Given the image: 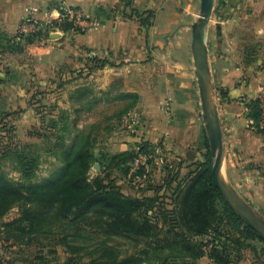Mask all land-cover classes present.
<instances>
[{
  "label": "rangeland",
  "instance_id": "rangeland-1",
  "mask_svg": "<svg viewBox=\"0 0 264 264\" xmlns=\"http://www.w3.org/2000/svg\"><path fill=\"white\" fill-rule=\"evenodd\" d=\"M55 4L57 7L62 6L60 0L53 1L49 9ZM223 7L226 8V2L217 0L209 24L208 47L212 61L235 51L230 49L231 28L227 37L221 39ZM200 10L201 4L196 8L197 19ZM68 13L74 19L76 28L68 32L70 34H82L78 30L85 33L91 27L105 23L95 16H88L82 9L69 10ZM62 17L60 14L58 19L49 18L44 22L46 26L37 25L38 20L34 17L27 18L20 31L8 38L11 44L22 43L23 52L12 51L7 46L9 35H5L0 41V81L5 78L9 81L6 86L0 83V169L13 180L25 183L14 159L16 150H24L38 158L39 166L33 181L42 182L64 168L63 152L75 138L77 129L85 133L92 132L97 139L94 144L96 159L88 172V179L92 181L101 177L109 186L113 182L112 186L116 191L127 197L157 198V202L148 211L149 218L155 220L154 217L159 216L163 210L174 209V190L207 161L206 156L211 151L208 148L210 142L203 119L199 88L196 87L198 91L191 90L185 77L180 76L174 82L181 85L174 108L167 102L173 97L165 94V91L155 93L153 89L151 97L153 96L155 103L148 104V97H141L132 90L135 84H145L143 77L151 72L154 79L158 76L163 83V76L167 77L163 73L176 71L182 74L184 71L191 72V68L187 62L186 67L164 63L152 66L135 64L143 57L130 52L121 53L123 59H119L115 58L112 51L105 50L96 52L82 49L61 56L54 48L53 51L49 47L48 52L39 51L37 47L51 46V40L59 37H53L59 31L54 21ZM224 18L226 22L228 16L224 15ZM40 31L42 34L35 39L34 44H27L20 37V34H36ZM141 31L143 41L150 42L149 30L141 27ZM180 35L181 46L186 43L188 47L189 42L192 43V35L186 39L184 34ZM221 41L223 44L225 42L223 49H219ZM102 52L106 53V57L115 66L103 69L95 67L92 59L94 56L102 58ZM179 53L183 58V48L181 52L175 48L171 54L180 57ZM241 53V64L246 68L253 67L257 61L255 49L246 46ZM19 56H27V61H21ZM57 56L58 60L55 59ZM263 60L262 58V62ZM109 67L116 68L113 71L123 74V77L105 82L103 73ZM159 79L156 80V91L162 87ZM218 89L216 87V102L219 105L222 96ZM14 90H21L22 94L29 90L25 108L10 107L14 102L11 96ZM17 98H24V94ZM260 98H264V95ZM126 151L135 155L134 160L116 166L112 158ZM212 161L214 163L213 156ZM223 172L231 184L234 180H243L242 173L231 169L227 163L224 164ZM242 195L254 203L259 210L255 209L256 211L264 213L262 195ZM20 211L15 207L0 221L1 264H70L71 261L90 263L95 258L108 261L107 256L101 258L97 249L103 240L106 246H114L116 252L124 257L146 246V240L143 242L139 238L135 240L115 235L108 238L100 228L86 225L87 218L73 225H68L70 219H59L55 223L47 221L37 233L17 239L12 235L16 232L11 233L4 224L15 220ZM88 214L94 216L93 212ZM63 238H67L75 248H67L62 242ZM252 244L256 248L260 247L258 242ZM248 254L251 256L250 264H254L253 253L247 250L246 255ZM178 262L176 264H183ZM186 264L213 263L201 258Z\"/></svg>",
  "mask_w": 264,
  "mask_h": 264
},
{
  "label": "trees",
  "instance_id": "trees-1",
  "mask_svg": "<svg viewBox=\"0 0 264 264\" xmlns=\"http://www.w3.org/2000/svg\"><path fill=\"white\" fill-rule=\"evenodd\" d=\"M59 9L63 17L54 21L57 29L65 33L76 30L68 11L80 8L61 6ZM117 13L125 20L139 21L146 31L155 19L154 11L137 9L133 0H120L116 8L99 7L94 15L106 22ZM37 25L45 24L38 21ZM41 34L40 31L20 34V37L26 40L25 43L34 44ZM7 46L12 51H24L22 43L11 44L8 40ZM101 51L104 50L96 52ZM102 53V58L93 57L95 67L115 66L106 53ZM221 96L225 97L226 93L221 92ZM247 109L251 127L264 136V98L248 100ZM96 140L92 132L77 129L75 138L64 149V168L42 182L33 181L39 166L38 158L24 150L15 151L14 159L26 182H17L0 169V221L13 208L21 210L15 220L4 224L11 233L16 232L12 234L14 238L24 239L26 235L37 233L47 221L55 223L59 219H70L68 225H73L87 218L86 225L100 228L108 238L112 235L139 238L143 242L146 240V246L124 257L114 246H106L103 240L97 249L101 258L107 256L108 261L95 258L90 263L71 261L70 264H176L178 261L186 264L205 256L216 264H239L247 250L253 253L254 264H264V240L226 202L213 182L211 151L206 156L207 161L174 190V209L163 210L153 220L148 211L157 198L127 197L116 191L113 182L109 186L101 177L88 179L96 159ZM134 158L132 152L126 151L114 156L112 161L121 166ZM89 212L94 216H89ZM62 242L67 248H75L67 238ZM257 242L259 248L252 244Z\"/></svg>",
  "mask_w": 264,
  "mask_h": 264
},
{
  "label": "crops",
  "instance_id": "crops-1",
  "mask_svg": "<svg viewBox=\"0 0 264 264\" xmlns=\"http://www.w3.org/2000/svg\"><path fill=\"white\" fill-rule=\"evenodd\" d=\"M53 1L59 0H0V41L5 35L12 36L20 31L27 18L34 17L40 22H45L49 18L58 19L61 14L60 7L55 4L49 9V5ZM119 1L60 0V4L65 7H79L88 16L94 17L97 8H116L119 6ZM224 1L226 8L223 7L221 12V39L227 37L228 30L231 28L232 46L230 49L235 51L231 54H224L223 57L214 61L210 54L213 80L217 89L226 93L225 97H220L221 103L218 105L225 145L224 164L227 163L231 169L239 170L242 173L243 180H234L233 184L241 196L256 209L254 203H251L242 194L262 195L264 202V136L251 128V120L247 117L246 107L247 100L260 98L264 95V60L262 62V58L264 59V0ZM199 4H201V0H133V5L137 9L155 12L153 26L149 29V40H151L148 43L143 41V32L139 21L125 20L117 13L112 20L97 24L82 34H70L59 30V37L56 40H51L53 41L50 43L51 46L37 47V49L41 52H48L49 47L52 51L57 50L60 56L82 49L105 50L112 51L116 55L115 58L119 57V59H123V55L120 56L121 53L130 52L138 54V57H143L141 60H137L139 63L135 64L145 66L164 63L173 64L175 67H186L187 62L191 72L184 71L180 74L176 71H167L163 73L167 76H163L165 78L163 83L158 76H155L156 79H154V74L151 72L145 78L143 77L145 84H135L132 90L141 97H148V104L155 103L153 96L151 97L153 89L155 93L165 91V94L173 97L167 102L174 108L178 102L176 98L181 86L179 83H174L178 81V77H185L190 89L198 91L191 43L189 42L188 47H186V43L182 47V41L179 39L180 34H184L185 39L191 38L192 25L197 20L196 8ZM224 15L228 16L226 22ZM224 44L221 41L219 49H223ZM246 46L257 52L255 68L254 66L246 68L240 62L243 56L241 50ZM175 48L179 52L182 48L184 49L183 58L180 53V57L171 54ZM19 57L23 62L28 58L27 56ZM55 59L58 60L59 56ZM113 69L116 71V68L113 67L105 69L103 73L105 82L123 75L115 73ZM5 79L0 83L2 82L6 86L9 81ZM157 79L162 87H160L161 90L158 88L156 91ZM16 91L14 90V94L11 95L14 102L10 107L23 109L29 90H25L24 98L19 99L17 97L23 94L20 93L21 90ZM259 214L264 217V213L259 212ZM246 252L243 261L239 264L251 263L249 258L251 256L246 255ZM204 258L216 264L208 256Z\"/></svg>",
  "mask_w": 264,
  "mask_h": 264
},
{
  "label": "water",
  "instance_id": "water-1",
  "mask_svg": "<svg viewBox=\"0 0 264 264\" xmlns=\"http://www.w3.org/2000/svg\"><path fill=\"white\" fill-rule=\"evenodd\" d=\"M217 0H201L199 18L192 25V55L195 74L201 98L203 119L210 142L211 154L214 158L213 182L226 202L257 232L264 240V218L237 191L233 184L225 178L224 159L225 145L223 131L216 102V86L213 81L210 53L208 47L209 24L213 16ZM55 34L53 37H57Z\"/></svg>",
  "mask_w": 264,
  "mask_h": 264
}]
</instances>
